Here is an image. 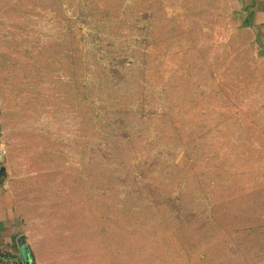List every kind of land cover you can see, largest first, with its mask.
I'll return each instance as SVG.
<instances>
[{"label":"rangeland","instance_id":"obj_1","mask_svg":"<svg viewBox=\"0 0 264 264\" xmlns=\"http://www.w3.org/2000/svg\"><path fill=\"white\" fill-rule=\"evenodd\" d=\"M0 186L30 264H264L241 0H0Z\"/></svg>","mask_w":264,"mask_h":264},{"label":"crops","instance_id":"obj_2","mask_svg":"<svg viewBox=\"0 0 264 264\" xmlns=\"http://www.w3.org/2000/svg\"><path fill=\"white\" fill-rule=\"evenodd\" d=\"M250 28L264 47V0H241ZM27 244L13 220L11 202L0 186V264H27Z\"/></svg>","mask_w":264,"mask_h":264},{"label":"water","instance_id":"obj_3","mask_svg":"<svg viewBox=\"0 0 264 264\" xmlns=\"http://www.w3.org/2000/svg\"><path fill=\"white\" fill-rule=\"evenodd\" d=\"M27 252H28V255H27V259H26V263L27 264H30V255H29V251L28 249L26 248Z\"/></svg>","mask_w":264,"mask_h":264}]
</instances>
